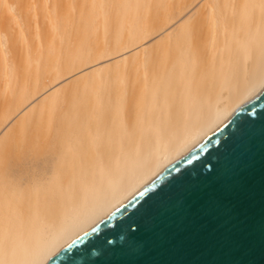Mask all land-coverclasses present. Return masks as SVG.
Here are the masks:
<instances>
[{
  "label": "bare ground",
  "instance_id": "1",
  "mask_svg": "<svg viewBox=\"0 0 264 264\" xmlns=\"http://www.w3.org/2000/svg\"><path fill=\"white\" fill-rule=\"evenodd\" d=\"M263 88L264 0H0V264H49Z\"/></svg>",
  "mask_w": 264,
  "mask_h": 264
},
{
  "label": "water",
  "instance_id": "2",
  "mask_svg": "<svg viewBox=\"0 0 264 264\" xmlns=\"http://www.w3.org/2000/svg\"><path fill=\"white\" fill-rule=\"evenodd\" d=\"M49 264H264V88Z\"/></svg>",
  "mask_w": 264,
  "mask_h": 264
},
{
  "label": "rangeland",
  "instance_id": "3",
  "mask_svg": "<svg viewBox=\"0 0 264 264\" xmlns=\"http://www.w3.org/2000/svg\"><path fill=\"white\" fill-rule=\"evenodd\" d=\"M134 124H135V122H134ZM108 140L107 141H103L105 143L104 144L105 146L110 143V141H108ZM106 142H107V144H106ZM92 147H93V145H91L90 148H89V145H88L89 150L86 152V155H85L86 158L89 159V161L91 160V155H93V153H92L93 149H91ZM93 156H95V155H93Z\"/></svg>",
  "mask_w": 264,
  "mask_h": 264
}]
</instances>
